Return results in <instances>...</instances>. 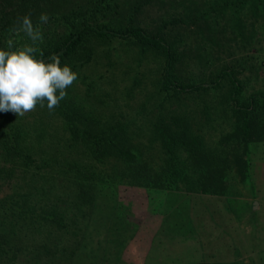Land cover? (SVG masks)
I'll return each instance as SVG.
<instances>
[{"label":"trees","instance_id":"16d2710c","mask_svg":"<svg viewBox=\"0 0 264 264\" xmlns=\"http://www.w3.org/2000/svg\"><path fill=\"white\" fill-rule=\"evenodd\" d=\"M165 1L171 3L0 0V49L17 17L30 13L35 25L40 14L47 13L49 22L40 25L43 56L36 53L37 58L50 62L51 55H59L61 66L69 65L78 73V83L85 85L88 81L82 68L103 60L107 76L116 84L120 79L119 92L133 94L141 88L140 63L150 54L156 66L148 71H152L151 83L157 95L154 118H130L120 108L108 107V101L102 105L103 98L90 106L75 92H79L76 83L51 112L58 117V126L46 127L49 119L40 114L48 111L46 105L37 106V117L0 112V264H82L89 251L95 258L92 248L88 247L87 252L82 245L100 178L94 171L97 163L109 164L102 178L115 186L123 182L223 194L230 170L245 176L244 146L251 139L264 137V92L242 94V81L226 60L208 70L207 79L182 80V46L170 31L184 27L193 42L198 37L194 46L203 47L202 53L196 52L197 61L207 65L213 61V50L217 52L223 45L221 36L225 33L246 49L259 40L258 29L264 31V0H202L195 9L189 2L191 5L177 10V14H158L152 22L144 20L149 7ZM242 59L236 57L235 61L240 64ZM116 64L121 68L118 72L114 70ZM221 85L226 88L219 109L232 124L225 140L219 142L226 143L230 138L241 149H224L225 145L216 143L207 147L197 131L191 130L188 116L174 109L168 117L163 112L182 96ZM143 104L141 101L139 106ZM216 109L212 103L202 106L207 117ZM142 137L147 144H138ZM48 181L45 189L43 184ZM52 183L60 185L61 191L49 190ZM101 250L95 264H99ZM186 264L241 262L199 259Z\"/></svg>","mask_w":264,"mask_h":264},{"label":"rangeland","instance_id":"374dc122","mask_svg":"<svg viewBox=\"0 0 264 264\" xmlns=\"http://www.w3.org/2000/svg\"><path fill=\"white\" fill-rule=\"evenodd\" d=\"M201 1L170 0L171 3H157L149 7L143 17L145 21L152 22L158 14H177L176 11L182 10L189 2H193L190 5L195 9L200 6ZM261 30L260 27L257 34L259 40H255L251 49L236 45L225 33L226 36H221L223 45L217 52H212V63L203 65L197 61L196 55V52L202 53L203 46H194L198 37L193 42L188 29L175 27L170 33L172 32V38L182 46L180 78L193 82L201 78L207 79L208 70H213L216 65L226 60L232 63L235 75L242 81V94L260 90L264 92V31ZM10 35L5 37L2 49L7 50ZM15 41L14 48L22 47L28 42L23 35L15 37ZM240 56H243L242 62L237 64L235 58ZM104 66L103 60H99L82 68L88 83L79 84L78 75L75 82L79 91H75L77 95L90 106L103 98L102 105L105 106L108 101V107L120 108L130 118H154L152 109L157 95L151 83L152 71H148V68L156 66L154 58L148 54L141 61L138 68V72L142 71L141 88L137 87L133 94L119 92L120 79L117 80V85L114 79L107 76ZM116 66L115 72L121 70L118 64ZM225 88V85H221L203 93L193 92L182 96L178 102H171L163 112L167 117L174 110L188 116L191 130L197 131L207 147L216 143L225 145L224 149L232 146L241 149L232 144L230 138L226 143L219 142L225 140L232 124L229 116H225L219 109L222 106L219 100ZM141 101L145 104L139 106ZM210 103L215 104L217 109L207 117L202 112V106ZM167 109L172 111L167 112ZM29 114L38 116L36 112ZM40 114H45L42 118L49 119L46 127L47 124L58 126L55 120L57 116L49 111ZM47 114L51 116L46 117ZM141 139L137 140L139 145L147 144L145 137ZM243 154L246 163L245 176L241 177L230 170L226 177L227 189L223 194L123 182L115 186L102 178L109 164L97 163L94 171L103 184L99 185L98 181L95 189L97 193L82 248L88 252V247H91L95 258L102 249L99 264H118L120 261L124 264H186L199 259L264 264V137L248 141ZM48 185L49 181L43 184L45 189ZM52 189L61 191L57 183H52L49 190ZM95 258L89 251L82 264H95Z\"/></svg>","mask_w":264,"mask_h":264},{"label":"clouds","instance_id":"9594fccd","mask_svg":"<svg viewBox=\"0 0 264 264\" xmlns=\"http://www.w3.org/2000/svg\"><path fill=\"white\" fill-rule=\"evenodd\" d=\"M48 22L49 15L41 13L34 25L29 13L17 17L9 29L7 50L0 49V112L10 111L22 117L45 105L52 112L78 80V73L69 65L61 66L59 55H51L50 62L37 58L36 53L43 56L39 47L44 39L40 25ZM21 35L30 43L14 48L15 37Z\"/></svg>","mask_w":264,"mask_h":264}]
</instances>
